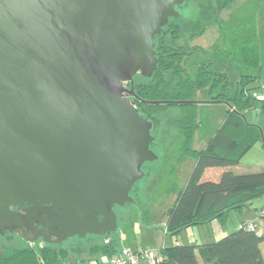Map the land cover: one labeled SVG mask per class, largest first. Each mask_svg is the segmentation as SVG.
<instances>
[{
    "label": "water",
    "instance_id": "1",
    "mask_svg": "<svg viewBox=\"0 0 264 264\" xmlns=\"http://www.w3.org/2000/svg\"><path fill=\"white\" fill-rule=\"evenodd\" d=\"M183 2L0 0V235L118 229L115 208L157 157L133 77L156 70L154 40Z\"/></svg>",
    "mask_w": 264,
    "mask_h": 264
},
{
    "label": "trees",
    "instance_id": "2",
    "mask_svg": "<svg viewBox=\"0 0 264 264\" xmlns=\"http://www.w3.org/2000/svg\"><path fill=\"white\" fill-rule=\"evenodd\" d=\"M232 1L218 0L217 9L222 10ZM173 19H169L161 34L154 40L158 61L156 70L150 77L139 74L142 80L133 83L134 104L153 125L158 122L154 114L159 108L179 106L189 109L183 116L173 120L182 134V153L193 156L195 164L186 184L177 193L175 202L165 211L164 230L170 236L214 219L223 222L231 209L249 207L254 199L264 195V170L235 173L230 169L261 135L260 128L246 122L244 118L245 111L253 108L257 102L264 101L252 91L257 87L260 75L241 73L232 91L230 88L233 83L228 74L210 69L212 59L199 64L193 77H183L177 61L187 53L181 45L174 46V41L179 36L180 24ZM202 30L199 27L191 35ZM195 49L196 46L192 48ZM168 71H171L173 78H177L176 82H168ZM204 88L207 89L209 101H225L229 107L225 118L205 147L198 151L192 147V141L199 121H196L191 107L198 102L192 100L196 91ZM182 100L192 101L180 102ZM216 169L219 170L218 173L210 172L207 175L208 171ZM261 209L257 215L264 218V213H260ZM248 221L251 220H242L237 229L202 244L200 254L204 264H264L260 247V243L264 241V232L253 221L254 229L246 228L245 223ZM108 237V243L103 240L94 241L87 248L79 245L71 250L78 254L84 250L90 255L102 253L108 257L118 251H115L114 240L110 235ZM196 247L195 244L161 247L157 249L162 258L158 264H199ZM69 250L62 243L37 242L23 247L7 246L0 251V264H63Z\"/></svg>",
    "mask_w": 264,
    "mask_h": 264
},
{
    "label": "rangeland",
    "instance_id": "3",
    "mask_svg": "<svg viewBox=\"0 0 264 264\" xmlns=\"http://www.w3.org/2000/svg\"><path fill=\"white\" fill-rule=\"evenodd\" d=\"M217 2L218 0H186L178 7L179 16L173 21L180 24V32L174 46L181 45L187 53L177 61L182 76L193 77L199 64L213 59L210 69L225 71L233 83L230 88L232 91L241 73L259 74L257 87L252 91L255 96L264 99V0H233L222 10L217 9ZM197 27L203 30L191 35L193 30H198ZM194 46L197 49L192 50ZM167 79L171 84L177 78H173L171 71H168ZM139 80L142 78L136 74L133 83ZM192 100L198 101L191 108L196 121H199L192 147L200 151L225 118L229 105L225 101H209L206 88L197 90ZM188 111L189 109L179 106L156 110L154 115L158 122L151 130L154 140L149 146L157 157L141 166L144 175L132 186L130 192L133 202L115 208L118 225L131 227L134 230L131 234L133 232V236L143 245L155 240V234L152 233L162 229L165 211L175 202L177 193L186 184L195 164L193 156L182 153V134L173 123L176 117L183 116ZM244 118L246 122L257 125L261 135L245 151L239 162L230 168L237 171H262L264 101L257 102L253 108L245 111ZM210 172L216 173L217 169L208 171L207 175ZM263 205L264 195L254 199L249 207L233 209L223 222L214 219L198 224L183 231L177 238L191 243L203 236L219 239L237 229L240 221L246 219L253 221L264 232V218L255 211V208ZM260 213L263 214L264 209ZM96 239L102 241L103 236H96ZM175 239L173 237V241ZM29 245L31 244L15 232L0 235V251L7 246Z\"/></svg>",
    "mask_w": 264,
    "mask_h": 264
},
{
    "label": "crops",
    "instance_id": "4",
    "mask_svg": "<svg viewBox=\"0 0 264 264\" xmlns=\"http://www.w3.org/2000/svg\"><path fill=\"white\" fill-rule=\"evenodd\" d=\"M230 169L233 172H235V173H241V172L249 171V170L237 171L234 168L233 169L230 168ZM218 172H219V170H217L216 173H218ZM243 208H245V207H243ZM261 208H264V205L262 207H260V208H255L256 209L255 210L256 213ZM232 210L233 209H231L229 211V214H230V212ZM235 210H241V209H235ZM239 225H238V227H239ZM164 226H165V220H164V223L161 226L162 229L161 230L158 229L157 230L158 232L155 231V232L152 233V234H155L154 235L155 236V240L153 241V243H151V244L148 243V245H146V243H144V245H143V244L140 243V241H138V239L136 237L133 236V232L131 234V231H134L131 227H129V226L126 227V226H122V224H119L118 225V229L116 230V232L114 234H110L111 238L114 240L115 251H117L118 249H120L122 247H130L132 249H137V248H142V247L159 249L161 247H165V246H169V245H173V244H195L197 246L195 248V252H196V255H197L198 262H199V264H204V261H203V259L201 257V254H200V247H201L202 244H205V243L213 241V239H211V237L208 238V237L203 236V238L202 237L199 238V239L196 238V239H194V242H192V243L188 242V241H183V240L179 241V239L177 237H179L180 234L183 231H188L189 229H191V227H194L196 225L190 226V227L182 230L176 236H170V235L166 234V232L164 230ZM155 227H157V226H155ZM149 229H152V228L149 227ZM153 229H155V228H153ZM152 230H150V231H152ZM173 237H176L175 241H173ZM94 241H98L96 239V236L95 237L88 236V237H86L84 239H78V240H71V241H68V242H63L62 243L63 246L70 249L69 250L70 251L69 255H68V257L66 258V260L64 261L63 264H83V263H88V262L93 264L95 262L102 261V260L106 259L107 258L106 254L97 253V254L90 255L85 250L78 254V252H75V251L71 250L72 248H75V247H77L79 245H84L85 248H87ZM260 247H261L263 255H264V241H262L260 243ZM137 264H148V263L146 261H144V260H141Z\"/></svg>",
    "mask_w": 264,
    "mask_h": 264
},
{
    "label": "built area",
    "instance_id": "5",
    "mask_svg": "<svg viewBox=\"0 0 264 264\" xmlns=\"http://www.w3.org/2000/svg\"><path fill=\"white\" fill-rule=\"evenodd\" d=\"M245 227L248 229H254V224L251 221L245 223ZM258 234L260 232L256 230ZM110 237H103V242L108 243ZM161 255L157 249L154 248H137L132 249L130 247H122L118 251L102 261L95 262L93 264H137L139 261L144 260L148 264H158L161 261ZM92 264V263H83Z\"/></svg>",
    "mask_w": 264,
    "mask_h": 264
},
{
    "label": "flooded vegetation",
    "instance_id": "6",
    "mask_svg": "<svg viewBox=\"0 0 264 264\" xmlns=\"http://www.w3.org/2000/svg\"><path fill=\"white\" fill-rule=\"evenodd\" d=\"M185 1H186V0H184V2H185ZM184 2H183V3H184ZM183 3H182V4H183ZM182 4H181V5H182ZM178 7H179V6H178ZM178 7H177V9H178ZM179 13H180V12H179ZM178 16H179V15H178ZM195 23H196V22H195ZM198 25H199V24H198ZM194 47H195V46H194ZM196 49H197V47H196ZM125 85H126V87H128V88L131 87V83H129V82H127ZM132 86H133V83H132ZM133 96H134V95H130L129 97L133 99ZM133 100H134V99H133ZM153 126H154V125H153ZM152 129H153V127H152ZM152 129H151V130H152ZM153 140H154V139H153ZM20 232H21V230H20ZM15 233L18 234V231H16ZM6 234H7V233H6ZM18 235H19V234H18ZM19 236H20V235H19Z\"/></svg>",
    "mask_w": 264,
    "mask_h": 264
}]
</instances>
